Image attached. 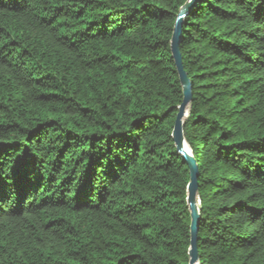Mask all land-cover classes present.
<instances>
[{
  "label": "trees",
  "instance_id": "1",
  "mask_svg": "<svg viewBox=\"0 0 264 264\" xmlns=\"http://www.w3.org/2000/svg\"><path fill=\"white\" fill-rule=\"evenodd\" d=\"M187 1L0 0V264H189ZM178 48L198 264H264V0H197Z\"/></svg>",
  "mask_w": 264,
  "mask_h": 264
},
{
  "label": "water",
  "instance_id": "2",
  "mask_svg": "<svg viewBox=\"0 0 264 264\" xmlns=\"http://www.w3.org/2000/svg\"><path fill=\"white\" fill-rule=\"evenodd\" d=\"M197 0H188L179 10L174 25L173 33L170 41L172 59L174 61L179 82L183 93V104L178 108L177 117L172 131V139L175 144L177 153L185 161L189 170V183L187 186V204L190 211V248H189V264H198L199 254L197 246L196 232L199 226L200 209L198 201V167L196 160L193 157L192 150L188 145L184 127L189 111L190 83L183 68L181 54L178 44L181 38V28L184 19L187 17ZM189 147V150L186 149Z\"/></svg>",
  "mask_w": 264,
  "mask_h": 264
},
{
  "label": "bare ground",
  "instance_id": "3",
  "mask_svg": "<svg viewBox=\"0 0 264 264\" xmlns=\"http://www.w3.org/2000/svg\"><path fill=\"white\" fill-rule=\"evenodd\" d=\"M186 149H187V150H189V147H188V146H186Z\"/></svg>",
  "mask_w": 264,
  "mask_h": 264
}]
</instances>
